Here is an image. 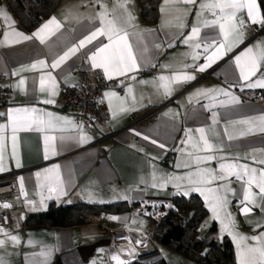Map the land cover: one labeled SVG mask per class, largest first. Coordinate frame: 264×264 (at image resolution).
Here are the masks:
<instances>
[{
    "label": "crops",
    "instance_id": "obj_1",
    "mask_svg": "<svg viewBox=\"0 0 264 264\" xmlns=\"http://www.w3.org/2000/svg\"><path fill=\"white\" fill-rule=\"evenodd\" d=\"M121 2L122 0H61L54 13L31 32L21 26L6 2H0V7L8 12L12 22V27H9L0 18V41H3L5 31L11 32L13 29L31 35L52 17H56L61 23L60 29L47 36L45 43L34 38L19 44L0 46V77L5 79V85L10 87L13 94L8 106H0V113H7L10 108H36L38 112L35 115H43L45 120L48 119L46 113H52L53 122L57 125L54 129L45 128L42 131L36 130V125L30 130H18L15 133L17 149L14 158L10 121L7 115L0 116V125L6 126L0 130L4 144L3 166L6 169L0 172V178L15 175L20 187L19 177H24L23 193L20 187V194L10 198L13 223L4 228L11 235H18L20 243L13 245L8 241L0 246V257H3L5 264H111V237L103 227L107 225L116 231L128 226L140 240L151 239L156 249V254L152 256L156 257H147L149 260L163 258L165 264H195L182 254L156 243L152 239V232L153 220L165 213L161 208L168 210L173 206L174 197L198 195L209 212L203 225L207 226V230L212 224L216 225V238H227L232 242L236 263L240 264L237 241L227 231H222L220 220L213 219L205 198L196 191L183 195L189 187L188 181L168 180V177H185L195 172L196 157L206 155H214L216 159L201 163L200 168L219 170L220 163L264 167L253 160L264 159V132L259 130L262 126L259 117L264 115V96L258 95L264 92V88L243 87L245 82L240 80L239 69L235 64L237 55L248 47L264 42V26L251 24L246 10L242 14L238 13V17L245 20L243 43L233 47L201 73L185 65L205 63L204 46L213 39L217 43L223 40L218 25L204 26V21L216 19L211 11L205 10L199 18L196 15L199 4L204 0H197L196 5L185 4L183 0H169L168 3L160 0L159 17L154 23L142 17L139 0H129L126 7L134 17L131 24L125 23L127 17L124 9L118 6ZM101 4L107 6L108 18H115L129 33V43L133 46L139 68L126 76L113 78L123 80L124 93L107 91L115 92L120 98L117 100L106 97L108 109L111 99L114 107L122 100L126 107L135 110L115 116L110 111L114 135L105 139L99 149L94 144L95 137L105 136V127L96 126L94 134L83 129L90 140L80 143L81 132L76 127L75 111L65 103L62 88L76 86L83 72L94 74L100 71L105 78L103 69L93 68L88 56L94 50V45L100 41L108 42L106 37H98L81 48L58 69L48 67L22 71L19 75L13 73L21 66L30 65L37 60H44L50 65L53 59L78 45L81 39L99 26L98 13L103 11ZM258 4L260 5L259 0ZM181 24L184 26L181 27ZM193 25L199 26L201 31L199 39L190 43L202 42L199 49H193L182 40L184 35L190 33ZM193 51L199 53L196 60L192 59ZM48 72L56 78L58 85L57 94L51 97L55 101L53 104L42 102L50 97L48 82L46 81L44 92L39 89V76ZM178 73L192 74L196 79L172 84L171 94L165 95L164 89L158 87L161 83L159 77H171ZM262 73L264 66L252 79L261 78ZM133 76L135 79H131ZM21 78L25 79V85L18 88L16 85ZM198 89L227 90L239 99V103H231L230 97L219 91L210 96L195 95ZM148 106H162L158 119L147 126L130 127L131 115ZM213 113L216 114V123H213ZM57 117L67 118V121L55 119ZM244 120L249 122L239 123ZM233 121L237 123H231ZM199 128L205 129L209 142L215 146L213 151H196L192 148V143H199L202 147L200 133L196 131ZM249 129L252 131L249 132ZM136 132L141 135H136ZM186 133L192 137V143H185L188 139ZM228 135L236 138L229 140ZM45 136L56 137L55 141H49L48 159L44 158ZM144 136L149 139L145 140ZM152 140L157 143L153 144ZM159 144H164L165 147L161 148ZM17 159L20 167H16ZM57 164L60 166V176L66 192L58 198L56 193L48 192L46 185L41 188L36 177L37 172H41L43 176L44 169ZM153 174L157 185L166 182L164 187L151 186L154 182ZM219 184H226L237 192L235 196L231 192L227 193L230 203L226 207L235 221V231L249 238L264 232V211L254 208L247 215L241 214V183L231 177L228 181H216L205 187H217ZM175 185H179V188ZM253 190L258 191L255 188ZM77 202L98 205L124 202L132 207V211L118 215L103 214L94 217L90 224L75 227L27 225L30 216L47 211L52 203L63 206ZM112 216L121 219H109ZM221 219H224L223 213ZM224 222L228 221L225 219ZM29 239L32 240L31 244L28 243ZM0 240H7V237L0 233ZM243 243L255 245L257 242L248 239ZM41 252H48L50 255L41 256Z\"/></svg>",
    "mask_w": 264,
    "mask_h": 264
},
{
    "label": "snow or ice",
    "instance_id": "obj_2",
    "mask_svg": "<svg viewBox=\"0 0 264 264\" xmlns=\"http://www.w3.org/2000/svg\"><path fill=\"white\" fill-rule=\"evenodd\" d=\"M129 0H122L119 3V7L124 9L127 19L125 20L126 24H131L134 17L131 12L128 11L126 5ZM169 0H165V3H168ZM185 4L196 5L197 0H183ZM101 8L103 11L98 13L99 18V26L95 28V30L91 31V33L85 36L83 39L79 41L78 45H74L70 47L67 51L53 59L50 65H48L44 60H37L35 63L30 65L21 66V68L14 72L13 75H19L22 71H34L38 68H48L55 70L61 67V65L67 61L71 56L75 55L81 48H85L88 44H91L94 40H97L98 37H106L107 43L100 41L97 45H94V50L91 51V54L88 56V59L91 62V66L93 68L103 69V73L105 78L108 80L113 79L116 76H126L130 72L137 71L139 65L137 63V57L133 51V46L129 43V33L127 32L125 27L120 26L117 23L115 18H108V9L106 5L101 4ZM219 10L218 12L216 10ZM211 11L216 19L211 21H204L205 27H211L213 25H218L221 35L223 36V40L217 43L215 39L212 40L211 43H208L204 46V59L205 63L200 65H185V67L193 68L198 72H205L207 68L211 67L216 60L221 59L227 52L231 51L233 47L238 46L244 41V25L245 20L238 17V13H243L246 10L247 17L251 24L253 25H261L264 26V15H261L260 5L258 4V0H204L199 4V10L196 15L199 18L200 15L205 11ZM114 11V10H113ZM0 18L8 23L9 27H12L11 17L8 12L0 7ZM184 25L181 24V27ZM61 27V23L57 20L56 17L50 18L41 28H39L36 32L31 35H26L23 32H19L16 30H12L11 32L5 31L3 33V41H0V46L2 45H11V44H19L22 41H28L32 39H38L40 43H45L47 36L53 35L55 31H58ZM200 27L193 25L191 27L190 33L184 35L182 37L183 43L189 45L193 49H199L201 47L202 42L190 43L194 40H198L200 36ZM192 59L196 60L199 58V53L193 51ZM236 67L239 69V78L241 81L245 82L243 87L247 88H264V73H262L261 78L253 80L252 78L257 75L258 72H261L262 66H264V42L258 43L253 47H248L244 52L235 57ZM131 79H135V77H131ZM195 75L187 74V73H178L171 77L160 76L159 88L164 89L165 95H170L172 92V84L184 81L190 82L195 80ZM48 82V91L50 93V97L42 101L45 104H53L55 103L54 97L58 91V85L56 83V78L52 75L51 72L46 74H41L39 76V89L41 92L46 90L45 84ZM25 85V79L21 78L16 85L18 88H22ZM75 87V85H73ZM219 91L221 94L230 97L231 103H239V99L232 95L230 92L224 89L219 90H211V89H198L195 95L202 96H210L214 92ZM131 92V89H129ZM105 97L116 98L120 100L115 92H105ZM214 98V95L212 96ZM134 99V97H133ZM103 102V101H101ZM109 109L112 111L113 115H117L118 113L135 110L130 109L125 106L124 101H120L118 105L115 107L112 105L111 99H109ZM38 112L36 108H10L7 113H0V116L7 115L8 120L10 121L11 129L13 135L11 137L12 140V156L16 157V149H17V136L15 133L18 130L26 129L30 130L33 125H36V130L42 131L45 128L54 129L57 125L53 122V114L46 113L48 119L45 120L43 115H35ZM213 123H216V114L213 113ZM57 120H65L67 118H55ZM261 121L260 131L264 132V115L259 117ZM71 123V121H68ZM249 121H239V123H248ZM231 123H237L235 121ZM5 125H0V130L5 128ZM79 128L81 135L79 136V142L85 143L90 140L86 134L83 133V125H76ZM191 131V130H189ZM200 133L199 143H192V137L186 133L188 137L185 143H192V148L196 151H206L211 152L214 150L215 146L209 142L208 136L205 134L204 128H199L196 130ZM252 129H249L251 132ZM225 133L227 134V129H225ZM245 133H241L244 135ZM136 135H141V133L136 132ZM145 140H148V136L143 137ZM236 137L232 135H228V139L232 140ZM56 137L54 136H45V159H48V144L49 141H55ZM63 139V137H61ZM153 144H156V140L151 141ZM159 147L164 148V144H159ZM53 154H55V145H52ZM3 137H0V172L5 171L6 169L3 166ZM216 159L214 155H206V156H197L196 164L197 168L195 172L187 174L185 177H176L169 176L168 180H187L188 181V189L184 191L182 194L187 196L190 192L196 191L199 192L201 196L205 198L207 202V206L213 214L214 220H220L222 225V231H227L230 235H232L233 239L237 241V249L238 256L240 258V264H264V232L259 235H253L250 238L247 236L240 235L235 231V221L231 218V213L226 211L227 205L230 201L227 198V193L231 192L234 196L237 195L235 189H231L226 184H219L217 187H205L207 185H211L216 181H228L231 177H235L237 181L241 183L240 189V211L241 214L247 215L252 212L254 208H258L261 211H264V167L255 168L251 167L248 164H240V163H220L219 170H214L211 168H200L199 165L201 163H206ZM254 163H259L260 165H264V159L255 161ZM180 165H177L179 167ZM187 166V165H186ZM16 167H20L19 160H16ZM37 181L40 184V187L43 188L45 185L47 186L48 192L56 193L57 198L59 196L65 195L64 182L60 176V166L53 165L51 168L44 169L43 176L41 172L36 173ZM156 177L153 174V184L151 185L153 188L155 187H164L165 183L157 185L155 183ZM21 191L23 193L24 189V177H19ZM179 188V185H175ZM257 189L258 191H254L253 189ZM126 199V197H125ZM41 203H43V197L41 199ZM4 208L11 207L10 204L2 205ZM224 214V219H221V214ZM7 219V217H5ZM112 220H119L121 218L112 216L109 217ZM225 219L228 221L225 223ZM135 222V221H133ZM0 233L7 237V240H0V246H4L8 241H10L13 245H18L20 243V237L18 235H11L6 232L2 226H0ZM251 239L252 241H256L255 245H247L243 242ZM29 244L32 243V240L29 239ZM136 244L141 243V241H136ZM134 249L129 250V255ZM41 256L47 257L50 255L48 252H41ZM113 260L117 261V264H127L126 261L120 259L119 255H114L112 257ZM0 264H5L3 257H0ZM46 264V262H45Z\"/></svg>",
    "mask_w": 264,
    "mask_h": 264
},
{
    "label": "trees",
    "instance_id": "obj_3",
    "mask_svg": "<svg viewBox=\"0 0 264 264\" xmlns=\"http://www.w3.org/2000/svg\"><path fill=\"white\" fill-rule=\"evenodd\" d=\"M6 2L26 31L35 30L57 9L61 0H0ZM142 17L151 23L158 20L160 0H139ZM264 15V0H259ZM264 96V92L262 93ZM153 220L152 239L172 251L191 259L195 264H237L232 242L216 238L217 227L212 224L205 234L201 227L208 209L198 195L174 197L173 206ZM132 211L127 203L50 205L47 211L29 217L28 226L75 227L90 224L103 214L118 215ZM156 257V256H152ZM131 264H165L163 258H142Z\"/></svg>",
    "mask_w": 264,
    "mask_h": 264
},
{
    "label": "built area",
    "instance_id": "obj_4",
    "mask_svg": "<svg viewBox=\"0 0 264 264\" xmlns=\"http://www.w3.org/2000/svg\"><path fill=\"white\" fill-rule=\"evenodd\" d=\"M110 90L124 93L123 80L105 79L100 71L94 74L83 72L80 74L75 87L64 86L62 88L65 103L75 111V121L78 125H83L84 130L93 134L96 126L102 125L105 127V136L102 138L95 137L94 144L99 149H101V144L105 139L114 135L111 125L113 117L107 107L106 97L104 96V93ZM258 95L263 96L261 93ZM12 96V90L5 85V79L0 77V106H8ZM161 110L162 106H148L133 113L130 118V127L147 126L155 122ZM17 194H20V187L15 175L8 178H0V226L3 229L10 227L13 221L12 208H4L2 205L10 204V198ZM103 227L111 237V249L109 252L111 264H117V261L112 259L114 255H119L120 259L126 261L127 264L139 261L144 254L149 252L153 243L151 239L140 240L128 226L119 231L107 225ZM136 241H141V243L136 244ZM130 249H134V251L129 255ZM153 249L156 250L155 246Z\"/></svg>",
    "mask_w": 264,
    "mask_h": 264
},
{
    "label": "water",
    "instance_id": "obj_5",
    "mask_svg": "<svg viewBox=\"0 0 264 264\" xmlns=\"http://www.w3.org/2000/svg\"><path fill=\"white\" fill-rule=\"evenodd\" d=\"M153 248H154V244L152 243L149 252H147L146 254H144L142 256V258H147V257H150V256L156 254V250H154Z\"/></svg>",
    "mask_w": 264,
    "mask_h": 264
},
{
    "label": "rangeland",
    "instance_id": "obj_6",
    "mask_svg": "<svg viewBox=\"0 0 264 264\" xmlns=\"http://www.w3.org/2000/svg\"><path fill=\"white\" fill-rule=\"evenodd\" d=\"M206 231H207V226L206 225H202V227H201V233L202 234H205Z\"/></svg>",
    "mask_w": 264,
    "mask_h": 264
}]
</instances>
